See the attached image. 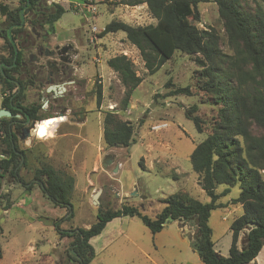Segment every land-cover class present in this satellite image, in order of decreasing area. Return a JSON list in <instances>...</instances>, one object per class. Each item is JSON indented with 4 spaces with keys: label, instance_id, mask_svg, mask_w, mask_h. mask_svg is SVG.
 I'll list each match as a JSON object with an SVG mask.
<instances>
[{
    "label": "rangeland",
    "instance_id": "rangeland-1",
    "mask_svg": "<svg viewBox=\"0 0 264 264\" xmlns=\"http://www.w3.org/2000/svg\"><path fill=\"white\" fill-rule=\"evenodd\" d=\"M128 1L47 0V5L59 3L67 9L55 24V33L50 34L49 26L45 25L44 31L37 28L21 38L33 41L40 33L52 46L73 43L79 50V73L84 87L73 109L83 111L86 117L76 126H61L58 133L55 131L59 123H56L45 137L39 136V120L31 141H27L31 146L20 145L27 157V166L20 170L26 183L33 181L36 171L43 166L75 178L73 218L69 219L71 213L67 209L55 207L38 185L28 192L13 177L0 178V246L3 251L0 264H79L72 251L74 238L61 236V232L89 229L97 222L100 208L117 210L129 204L154 218L165 207L162 200L181 190L204 204L212 201L190 163L191 154L206 139L207 133L196 130L193 122L186 118L185 110L199 104L200 114L210 119L218 108L200 96H168L172 90L167 86L169 81L181 87L192 85L193 73L198 70L195 56L176 52L160 70L149 75L138 49L126 40L124 32L100 37L112 21L132 26L157 23L147 4L129 6L125 4ZM248 2L251 7L257 4V0ZM18 5L19 0H0V61L8 57L3 51L7 28L1 6L15 8ZM197 11L198 28L214 30L222 51L233 54L217 5L201 2ZM29 54L24 52V56ZM118 55H126L142 78L125 110L122 101L126 89L118 74L107 66V61ZM100 86L102 101L98 106ZM33 92H28V98ZM106 112L117 114L133 125L134 142L130 146L112 149L105 146L103 118ZM55 134L66 136L60 139L55 138ZM107 162L110 164L105 166ZM227 188L218 186L216 192L221 194ZM98 191L102 193L98 197L99 204H95L94 195ZM239 195V185L231 187L230 192L218 200L221 206L211 212L209 224L213 239L223 253H227L231 245L233 221L243 214L242 206L232 204ZM183 223L190 225L181 228L177 221L167 224L158 241L157 234H152L139 218H117L90 240L95 252L90 264H200L198 253L189 248L193 245L196 224L194 221ZM181 236L188 246L183 245Z\"/></svg>",
    "mask_w": 264,
    "mask_h": 264
},
{
    "label": "trees",
    "instance_id": "trees-1",
    "mask_svg": "<svg viewBox=\"0 0 264 264\" xmlns=\"http://www.w3.org/2000/svg\"><path fill=\"white\" fill-rule=\"evenodd\" d=\"M213 2L217 5L224 23L227 41L233 54L222 51L220 38L214 30L199 29L198 5ZM129 6L147 4L157 20L156 24L132 26L122 21L106 25L100 37L124 32L126 40L136 47L149 75L155 74L176 52L195 56L198 70L193 73L192 85L181 87L171 81L169 97L200 96L203 101L218 109L209 119L200 114V105L185 110L199 133H207L190 156L193 171L199 175L200 185L211 198L204 204L183 190L163 199L165 207L154 218L139 208L123 204L120 209L102 208L97 222L89 229L61 232V236L74 238L72 251L79 264H90L95 252L90 240L105 229L107 224L121 217L139 218L152 234L161 232L170 221H194L196 233L193 248L203 264H250L264 247V0H257L251 7L248 0H130ZM67 9L59 3L47 5V0H19L15 8L1 6L5 17V39L17 38L25 31L27 23L49 26L55 33V24ZM22 60L23 53H13ZM7 63V58H3ZM1 60V61H2ZM107 66L118 74L125 87L122 109H127L133 92L142 83L133 62L126 55H118L107 61ZM24 85L21 81L18 83ZM16 85H11L14 88ZM20 95V93L18 94ZM159 96V95H158ZM102 88L97 93L101 105ZM202 103V102H201ZM103 142L108 148L128 147L134 142V127L117 114L106 112L103 118ZM12 163L0 169L9 173L17 182H23L31 192L35 184L55 207L65 208L74 217L72 196L75 189L73 176L43 166L35 173L33 181L26 183L19 175L24 163L15 153ZM18 169V170H16ZM18 177V178H17ZM228 188L221 194L218 186ZM239 185L240 195L232 204L243 207V214L232 225V242L227 257L215 251L213 230L209 221L211 212L220 207L218 200ZM249 229L244 247L240 249L241 233ZM3 251L0 246V260Z\"/></svg>",
    "mask_w": 264,
    "mask_h": 264
},
{
    "label": "flooded vegetation",
    "instance_id": "flooded-vegetation-1",
    "mask_svg": "<svg viewBox=\"0 0 264 264\" xmlns=\"http://www.w3.org/2000/svg\"><path fill=\"white\" fill-rule=\"evenodd\" d=\"M37 28L44 31L41 23H27L25 31L17 38L5 39L3 51L8 53L7 60L12 62L0 61V110L10 112L11 116L0 119V166L12 163L14 153L22 158L18 169L25 158L27 160L26 152L20 149V145L31 146L27 145V141H31L37 121H58L55 131L58 133L61 126H76L86 117L83 111L73 109L74 101L78 102L84 87L79 73V50L73 43L52 46L40 33L33 41L21 39ZM24 52H30L29 56H24ZM13 53H23L22 60H18ZM19 81L24 84L22 87ZM25 82H28L27 86ZM11 85L16 86L11 88ZM32 90L34 92L28 98V92ZM64 136L55 134V138L62 139ZM6 175L9 173L0 169V178ZM18 183L26 189L23 182Z\"/></svg>",
    "mask_w": 264,
    "mask_h": 264
},
{
    "label": "crops",
    "instance_id": "crops-1",
    "mask_svg": "<svg viewBox=\"0 0 264 264\" xmlns=\"http://www.w3.org/2000/svg\"><path fill=\"white\" fill-rule=\"evenodd\" d=\"M65 135V134H64ZM83 141H81L80 143H82ZM118 171V169L117 170H115V172H117ZM114 172V173H115ZM92 184V183H91ZM243 208V207H242ZM115 220L116 219H114L113 221H111V222H109L107 225H110L111 223H113V222H115ZM172 222H175V221H172ZM178 223H180V227L181 228H186L188 225H190V224H186V223H183V222H179V221H177ZM171 223V222H170ZM164 230V229H163ZM162 230V231H163ZM161 231V232H162ZM195 231H196V228H195ZM161 232H159V233H157V237L156 238H158L157 240L158 241H160V237L159 236H161V235H159ZM248 232H249V229H246V230H244L242 233H241V235H240V238H239V247H240V249H243V247H244V242H245V238H246V236H247V234H248ZM194 234V233H193ZM97 237V236H96ZM182 237V236H181ZM179 238V237H178ZM183 238V237H182ZM93 239V238H92ZM180 239V238H179ZM181 242H183V245L184 246H188L187 245V241L183 238V239H181ZM232 242V241H231ZM231 246V245H230ZM189 248H191V249H193V251L195 252V253H197L195 250H194V248H193V246L192 245H189ZM229 249H230V247L227 249V253H223L219 248H218V245H217V243L215 242V251L218 253V254H220L221 256H224V257H227L228 255H229ZM200 261H201V263L200 264H203V261H202V259L200 258ZM250 264H264V247L262 248V250L260 251V253H259V255L256 257V259L254 260V261H252Z\"/></svg>",
    "mask_w": 264,
    "mask_h": 264
},
{
    "label": "bare ground",
    "instance_id": "bare-ground-1",
    "mask_svg": "<svg viewBox=\"0 0 264 264\" xmlns=\"http://www.w3.org/2000/svg\"><path fill=\"white\" fill-rule=\"evenodd\" d=\"M59 121L61 122L62 119H60ZM56 123H59V122L58 121L46 122L44 120H43V122H39V124H38L39 136L45 137V136L49 135Z\"/></svg>",
    "mask_w": 264,
    "mask_h": 264
},
{
    "label": "water",
    "instance_id": "water-1",
    "mask_svg": "<svg viewBox=\"0 0 264 264\" xmlns=\"http://www.w3.org/2000/svg\"><path fill=\"white\" fill-rule=\"evenodd\" d=\"M10 116H11V113L10 112H7L5 110H0V119L3 118V117H10ZM47 122H49V121H47ZM108 164H110V162H107L105 164V166H107ZM101 193H102V191H98L97 193H95V195H94V202L93 203H95V204L98 203L99 204L98 197L101 195ZM135 194H136V192H135ZM170 222H172V221H170ZM170 222H168L167 224H169Z\"/></svg>",
    "mask_w": 264,
    "mask_h": 264
},
{
    "label": "built area",
    "instance_id": "built-area-1",
    "mask_svg": "<svg viewBox=\"0 0 264 264\" xmlns=\"http://www.w3.org/2000/svg\"><path fill=\"white\" fill-rule=\"evenodd\" d=\"M94 30H96V29H94Z\"/></svg>",
    "mask_w": 264,
    "mask_h": 264
}]
</instances>
